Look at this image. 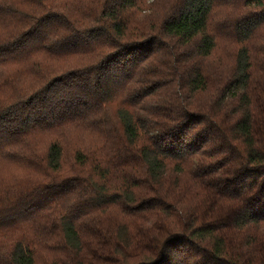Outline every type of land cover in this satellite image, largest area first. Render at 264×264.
<instances>
[{"label":"trees","instance_id":"1","mask_svg":"<svg viewBox=\"0 0 264 264\" xmlns=\"http://www.w3.org/2000/svg\"><path fill=\"white\" fill-rule=\"evenodd\" d=\"M142 3L0 0V162L29 173L0 201L33 230L0 264H264V0Z\"/></svg>","mask_w":264,"mask_h":264},{"label":"rangeland","instance_id":"2","mask_svg":"<svg viewBox=\"0 0 264 264\" xmlns=\"http://www.w3.org/2000/svg\"><path fill=\"white\" fill-rule=\"evenodd\" d=\"M157 1L161 0H143L140 7H147V12L149 10L154 11ZM237 1L241 2V0ZM234 11L236 13L241 12L239 8H235ZM158 12L159 9L156 12L154 21L157 20L162 11H160L159 14ZM215 18H217V16H215ZM230 24L231 23H228L224 17L221 20V23L213 21L210 22L209 25V30L217 42L216 51L214 52L213 57L215 59L219 58L223 62H229L228 64L231 62L229 61L231 54L237 47V44L231 35ZM262 60H264V57ZM52 138V134H46L45 137L40 136L38 139L36 153L43 156L47 144ZM58 140L62 143L63 148L61 169L64 171L67 170L71 164H73V149L82 147L81 149L85 148L86 151L90 152H93V150H97L98 152L100 151V142H97L93 137H91L87 128L84 126L72 128L68 133L66 132L63 136H60ZM10 160L12 161H8L6 159V162H0V190L6 187H12L16 184V182L25 178V174L23 172H26V174L29 175L27 167L25 165L22 166L20 162H17V160H19L17 157ZM29 213L30 212H23L18 207H13L11 203L6 206L3 201H0V243H4L7 247H9L13 245L15 241H23L33 237V230L31 229L32 215H29ZM40 254L45 255V252L40 251Z\"/></svg>","mask_w":264,"mask_h":264}]
</instances>
